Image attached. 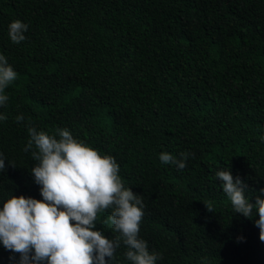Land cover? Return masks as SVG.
I'll return each mask as SVG.
<instances>
[{"label":"trees","instance_id":"trees-1","mask_svg":"<svg viewBox=\"0 0 264 264\" xmlns=\"http://www.w3.org/2000/svg\"><path fill=\"white\" fill-rule=\"evenodd\" d=\"M15 20L28 25L19 44ZM0 54L18 73L0 107V208L42 200L27 126L67 128L142 196L156 264H264L258 214L234 213L216 178L239 176L253 204L264 188V0H0ZM161 152L194 156L178 171ZM108 215L96 230L114 239ZM126 251L110 264H130ZM19 259L0 243V264Z\"/></svg>","mask_w":264,"mask_h":264},{"label":"clouds","instance_id":"clouds-1","mask_svg":"<svg viewBox=\"0 0 264 264\" xmlns=\"http://www.w3.org/2000/svg\"><path fill=\"white\" fill-rule=\"evenodd\" d=\"M27 29L28 25L20 20L11 22L10 40L21 43ZM17 77L18 73L0 54V107L7 104L5 89ZM6 119V115L0 114V121ZM15 119L19 123L24 117L18 115ZM27 131L30 138L23 151L31 150L35 166L30 173L40 186L42 200L13 195L0 208V243L6 250L19 254V264H110L121 243L127 248L124 256L130 264H156L162 258L159 253L150 252L147 242L139 237L143 199L125 187L113 156L101 155L74 138L67 128L49 134L29 125ZM180 155L177 160L161 152L159 160L182 171L185 161L194 153ZM9 165L16 168L14 163ZM5 168L0 152V171ZM216 178L234 213L249 219L258 214L255 226L264 243V188L259 189L260 195L253 204L245 195L248 185L239 176L234 178L229 170H219ZM204 204L207 211L215 212L212 203ZM108 211L110 215L103 223L110 224L112 232L118 234L114 239L96 230L99 214Z\"/></svg>","mask_w":264,"mask_h":264}]
</instances>
